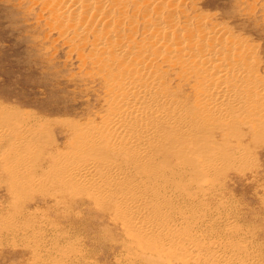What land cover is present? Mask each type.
I'll use <instances>...</instances> for the list:
<instances>
[{
    "label": "rangeland",
    "instance_id": "rangeland-1",
    "mask_svg": "<svg viewBox=\"0 0 264 264\" xmlns=\"http://www.w3.org/2000/svg\"><path fill=\"white\" fill-rule=\"evenodd\" d=\"M164 1L109 0L94 20L80 12L82 26L74 30L67 16H53L60 0H0V264H156L130 250L115 216L97 211L95 202L71 199L73 189L59 186L14 191L6 171L13 163L28 166L27 182L58 164L107 165L115 158L118 151L104 153L107 158L90 150L76 154L75 136L94 134L111 111L115 82L129 66L111 61L106 42L130 37L127 58L151 60L159 93L194 127V145L176 141L155 158L167 172L176 167L178 197L169 210L196 240L190 251L264 264V107L255 91L264 95V0H179L168 8ZM104 14L122 34L104 41L101 53L95 32ZM154 23L174 25L182 59L177 52L155 57L157 39L147 31ZM200 51L242 65L243 88L218 113L201 93L216 81L195 61ZM203 157L218 166L210 172L213 188L205 177H191L202 170Z\"/></svg>",
    "mask_w": 264,
    "mask_h": 264
},
{
    "label": "bare ground",
    "instance_id": "bare-ground-1",
    "mask_svg": "<svg viewBox=\"0 0 264 264\" xmlns=\"http://www.w3.org/2000/svg\"><path fill=\"white\" fill-rule=\"evenodd\" d=\"M91 1L60 0V7L55 9L53 16H67L70 27L79 30L82 26V21H77L80 12L87 14L84 19L89 17L94 20L97 14L101 15L98 13L101 4L109 0H93L96 1L95 6ZM178 1H164L162 6L172 7L178 4ZM81 7L94 12L88 13L85 9L80 11ZM106 15L108 14L101 17L106 27L100 21L99 33L97 30L95 32V45L101 53L106 50L104 41L111 37L121 39L122 34L120 25L113 26L109 20L111 18ZM147 31L157 39L153 49L155 57H168L177 52L178 57L182 59L183 55L180 53L183 50V40L174 25L161 27L160 24L154 23L151 30L147 28ZM198 33L206 37L209 43H215V38H208L209 34L204 30L198 29ZM188 37L190 41L196 38L192 34ZM129 40L106 42L111 61L121 60L129 66L122 72L119 82H115L116 99L111 105V111L101 121L100 126L94 129V134L84 132L75 136V142L78 143L76 154H84L90 150L107 158L104 153L109 156L112 151H118L115 158L107 165H103L104 160H89V163L76 166L58 164L51 170H45L42 179L27 182L24 180L29 178L30 168L13 163L9 169L6 168L10 174V187L14 191L23 190L27 186L39 188L42 185L49 188L59 186L62 191L73 189L74 192L68 197L88 199L95 202L97 211L112 213L116 224L121 227L123 238L131 244L130 250L139 252L144 258L151 257L156 264H232L218 252L198 254L190 251V243L196 245V240H189L187 230L180 228L176 214L169 210L173 205L172 201L178 197L175 190L178 189L179 175L176 174L175 165L172 172H167L156 165L155 158L158 151L172 146L176 141H183L184 145H187L184 148L194 145L190 137L194 127L186 121L181 112L171 106L163 94L159 93L161 87L156 88L157 80L149 70L151 60L140 55L139 50V58H127L129 51L125 46L132 38ZM153 52L151 53L154 55ZM196 56L191 55L190 59L195 58L202 67L209 69L211 77L216 81L215 85L201 92L207 98V105L215 113L227 109L233 91L243 88L244 77L238 70L242 65L233 64L225 57L219 59L203 51ZM109 76L110 73H105L104 81H107ZM255 91L260 105L264 107V95L257 88ZM201 115L203 116V113L197 117ZM22 144L21 142L20 145ZM120 152H123L122 157ZM199 161L202 170L191 177H205V184L212 187L214 180L210 178V172H217L216 161L206 160L205 157Z\"/></svg>",
    "mask_w": 264,
    "mask_h": 264
}]
</instances>
